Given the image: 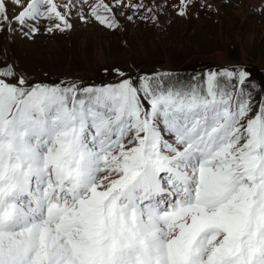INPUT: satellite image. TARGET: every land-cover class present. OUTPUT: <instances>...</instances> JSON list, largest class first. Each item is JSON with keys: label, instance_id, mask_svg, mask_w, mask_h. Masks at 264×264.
<instances>
[{"label": "rangeland", "instance_id": "1", "mask_svg": "<svg viewBox=\"0 0 264 264\" xmlns=\"http://www.w3.org/2000/svg\"><path fill=\"white\" fill-rule=\"evenodd\" d=\"M21 1L0 0V130L3 124V116L6 112L18 115L25 110L27 104L35 103L40 98L49 97L54 104H63L64 107L62 109L65 111L66 98L74 95L75 92H72L74 87L78 88L73 82L67 81L65 78L71 77V74H78L79 77H82L83 79L80 80V83L87 89L85 93L81 89H77L78 95H88L99 104V90L105 89L109 90L117 99L125 98V102L131 103L136 108V90L140 92L147 102L157 98V84L164 75L162 72L147 71L140 73L137 79L139 81L144 80L145 83L142 86L139 84L137 88L132 84L124 83L123 81H127V78H122L119 82H99L96 80L111 79L112 74L108 70L110 68L138 66L141 68L140 70L135 68L137 69L136 71H142L145 69L144 66H153L159 63L163 64L162 66H167L191 60L212 61L221 64L249 61L264 68V11L262 10L264 9V0H248L247 3H244L240 12L234 10L238 7V0H221V5L218 6L217 12L209 6L211 3H206L205 0L196 7L191 5L176 7L175 4V6L169 8H166L162 2L151 1L148 4H138L136 0H126L128 6H119V0H115L113 2L110 1L112 6L110 11L103 10L106 12L105 14H103L102 8L98 9L99 15L103 14L102 18L96 17L95 20H92L90 14L78 9L76 12L66 14L72 16V24L68 28L58 23L59 21L55 15L43 18V15L39 16L40 13L38 12L36 13L37 17H35V13L31 15L22 14L21 3L23 1ZM141 1L143 2V0ZM59 6L61 7V5ZM140 100L144 105L145 102L142 97ZM48 103H43L39 107L33 106L30 109L27 119L23 122L25 133L26 129L31 127L29 120L32 111H38V115H45L44 117H51L50 114L55 115L57 109L54 107H57L58 104L51 105L49 103V108ZM47 107L50 111V113L49 111L47 112L48 114L43 112L44 108ZM217 113L221 114L219 111ZM153 115L154 113L148 109L146 117L149 121L153 119ZM62 116L58 117L57 121H60ZM226 117L231 118L234 125L236 124V127L234 126L236 129L238 128L239 131L246 133L248 123L246 124L243 120H237L230 113H227ZM226 117L224 116V118ZM7 119L5 120V126H7ZM52 119L55 122V126L56 119L55 117H52ZM213 121L214 119L210 123H213ZM125 126L123 124V127ZM56 128L55 132L61 131L59 127ZM61 132L65 137V132ZM57 134L62 137L60 132H57L55 136ZM113 135L110 142L111 150H114L117 146V142H115L117 137ZM138 138L142 140V134H138L137 140ZM19 142L20 138L16 140L14 146L22 149ZM2 143L3 137L0 138V146ZM227 143L230 144L228 146L233 148L225 150L227 152L225 157L231 164L232 152L239 145L236 141ZM58 146L61 145L57 143ZM54 147L56 146L54 145ZM77 147L79 149H76ZM260 147L262 162L256 173L252 175V178L254 179V186L264 191V175L261 173V170L264 171V139L260 140ZM65 151L66 153L69 152L67 145L64 147L63 153ZM73 151H76V154L79 152V157L85 163L95 164V169L98 168L100 170L98 175L94 173L93 183H97V176L103 174V170L106 169L104 164L101 167L98 165L100 159L94 155L96 152L85 151L79 143H75L71 153ZM83 152L91 154L89 156L90 159L84 158ZM124 154L130 155V160L136 157L135 151L126 145L123 147L119 146L113 157H106V160L113 162L117 166L124 165L123 167H126L125 160L122 159L125 156ZM218 155L220 156V154ZM15 156L16 154L10 151V159H13V162L16 161ZM26 157L21 158L25 160ZM220 159H224V157L222 156ZM48 166L40 172L41 175L47 172ZM72 168L75 174L78 175V165L76 169L75 162H73ZM25 169L21 170L15 179L25 171L29 173L27 165ZM116 171L113 170L112 173ZM217 173L219 172L215 174L217 175ZM35 178L38 180L37 177ZM42 181L43 184L41 185H44V180ZM136 184L134 183L133 185ZM136 186L140 188V186ZM45 191L49 192L46 189ZM13 192L14 188L10 192V197L5 195L4 198L10 199L13 196ZM1 194L2 185L0 184V197ZM98 198L96 197V199ZM50 203L52 206L53 200ZM15 205L0 203V210L7 209L4 213L8 215L10 209ZM56 209L49 216L46 214V217H49L51 221H56V218L53 219L57 213ZM22 210H25L24 207ZM74 212L77 211L74 210ZM105 212L107 214L112 213L111 210L107 209H105ZM80 213L82 212L79 211L78 214ZM213 217L215 218L216 215L212 214L209 219H205L206 222ZM218 217V226L225 229L226 225L220 221L219 215ZM81 218L85 219L86 217L81 216ZM184 222L186 225H189L188 222L190 223L189 227H185L183 230V233L188 235L182 237V245L184 249H188L193 244V237L198 231L195 227H192L190 219L186 218ZM105 223L118 233L119 241L124 244L119 251L112 250L108 245V253L111 257L108 264H141L142 256L138 249L140 245L138 240L128 234L121 233V228L115 222L110 221L109 218L105 219ZM230 223L231 221L228 222V224ZM174 228L172 227V230ZM77 229L81 230L80 227ZM93 229L94 234H96L94 226ZM172 230L164 233H172ZM212 230L210 227L201 229L198 235L199 238L201 240L212 238L210 236ZM14 231L19 232L17 227L14 228ZM91 231L92 229L89 227V232ZM175 234L177 235V233ZM167 236L169 237V235ZM223 239H219V241ZM29 240L32 241L29 243ZM45 240L44 238L40 240L38 234L36 238V234L33 233L28 240L23 243H17L15 251L11 250L10 252L11 247H8V244L0 238V264L102 263L97 258L100 250L98 247L96 248V245L93 248L94 251L90 250V255H88L85 251L79 254L75 250L79 245H68L61 249V246L54 244V241L49 243L48 240ZM80 240V242H83L80 245L85 246L88 244L84 234L83 236L81 234ZM172 240L175 241L176 239L172 237ZM196 240L200 242V240L195 239V243ZM2 243L4 244L2 245ZM41 249L45 251V254L39 252ZM60 250L63 252L61 256L71 252L70 255L74 258H71L68 262L65 260L58 262L56 253ZM9 252L12 255H9ZM20 253L21 255L17 256ZM94 256H96V260H91ZM229 256L236 258V254H233V251ZM220 262L223 263V260H220ZM220 262L217 263L221 264Z\"/></svg>", "mask_w": 264, "mask_h": 264}, {"label": "bare ground", "instance_id": "2", "mask_svg": "<svg viewBox=\"0 0 264 264\" xmlns=\"http://www.w3.org/2000/svg\"><path fill=\"white\" fill-rule=\"evenodd\" d=\"M22 1H21L22 2L21 8H23L22 14L26 15V14H32V13L38 12L40 13L39 16L43 15L42 16L43 18L51 17V15H55V17H57V20L59 21L57 22L67 28L69 27V25L72 24V21H71L72 16H69L66 14L68 13L70 14L71 12H76L77 9L86 13V11L89 8H91V5L96 4V2H100L103 7L108 6V4L106 3V0H90L92 3L86 2L85 4H82L83 3L82 0H40L41 6L36 4L37 3L36 0H22ZM108 1L113 2L115 0H108ZM136 1L138 2V4L139 3L148 4L151 1L162 2L166 8H169V7L175 6V4H176V7L177 6L186 7L188 5L196 7L203 0H196V1L194 0H171V1L169 0H143V2L141 0H136ZM205 2L211 3L209 6L212 7L215 12H217L218 6L221 5L220 4L221 0H205ZM247 2L248 0H238V7L234 10L237 12H240L243 9L244 3H247ZM59 5H61V7ZM118 5L128 6V3L126 0H119ZM262 10L264 11V9ZM184 13H185V9H184ZM48 111H49L48 107L44 108L43 110L44 113H47ZM44 116L38 115V111L36 112L32 111L30 114L31 118L29 121H30L31 127H28V129H26V133L24 135V140H23L24 142L22 144L23 149L28 153L27 166L29 167V173L25 171L24 173H22L19 177L15 179L16 185L14 187V192L12 193L14 197H16V193L18 191H23V194L28 192V194H33L32 198H38L36 192L32 191L30 188L27 187L28 176H30V173H32L31 175H34L35 177H37L38 180L41 181V184H43V181H42L43 177L40 174V172L43 171L45 167L50 165L51 161L56 160L61 155L63 137H59L58 134L55 136L56 128L54 126L55 124L54 120L52 119V123H51L50 122L51 117H44ZM49 140L52 141L51 147H47L46 151L40 152L39 151L40 146H42L43 144H45V142ZM138 141L142 142L141 138H138ZM196 142L197 140L195 139L193 143H196ZM57 143H59V145L61 146L57 147ZM54 145L56 147H54ZM228 145L230 144L225 143L223 147L219 148V150L217 151V153L220 154L219 158H221L222 156L225 158V155H226L225 153H227L225 150L233 149L231 148V146H228ZM51 148H54V149H51ZM76 149H79V148L77 147ZM93 152H96V150H94ZM156 153L157 155H160L158 152ZM78 154H76V151H73L71 153L72 157L75 158L77 161L78 174L80 176L79 178L89 184L91 191L95 195L96 194L107 195L111 197L113 201H115V199L117 198L116 193L120 190L121 183L124 178V174L132 167V164L136 160V157L135 158L133 157V159L130 160L131 158L130 155L128 156L124 154L125 156H123L122 159L125 160L126 167H123L124 165L117 166L113 162L106 160L105 156H102L103 159H100V160L105 162L104 166L106 170H103L104 173L97 176V183H93L94 173H96L95 164H92L90 162L85 163L79 157ZM82 155L85 156L84 158L90 159L89 156L91 154H89L88 152H83ZM97 162H98V159H97ZM61 169L62 168L58 167L57 171L59 172ZM113 170H117V171L115 173H112ZM215 173L216 171H209L208 173H205V178L200 181L202 183V186L195 193V196L193 197L194 199L190 204H187L184 206L179 205L176 208V211H173L169 215L161 216V217H165L169 219L166 225L164 226L161 225L159 221L155 219V214L152 212L151 209H147V213L145 216L148 219H153L157 222V230L161 233L165 232V229L169 227L170 225L175 226L174 222L171 219L172 215L177 214V213H182L185 211L189 212L195 225L197 227H200L202 223L206 222L205 219L210 218V216H208L204 212V209L202 207L203 200L207 199L211 193L218 190L225 183L223 175L219 176L218 175L219 173H217L218 175L217 176ZM147 183L151 184V181L147 180ZM136 185L140 186V188L142 187V185L139 183H137ZM136 185L131 186L130 190L126 189L125 192L128 193L129 191H131L132 197H133L134 196L133 192L138 189ZM143 187L150 188V186L147 184ZM18 198L20 199L21 197L19 196ZM50 201H52V199ZM48 203L49 202L47 201L46 205H48ZM132 203L133 205L136 206V204L131 199L127 198V204L131 205ZM54 206L56 205L53 203V207ZM55 208H57L56 210H59L57 206V207H54L53 211L55 210ZM37 209H39V207H37ZM121 209L123 210V208ZM74 210H76L77 212H74ZM59 211H60L59 214L55 217L56 221H51L49 217L47 218L46 216L45 217L39 216L37 218L36 213H40L38 210L32 213L31 210H22V208H20L17 205L13 206L12 209H10L8 215H6L3 212L1 216V210H0V238L3 242L7 243L8 247H11L13 251H15L16 249L15 245L17 243H23L24 241L28 240L31 234L33 233L36 234V238L38 234L40 236V240L44 238L48 240L49 243H52L53 240H56L60 244H63V245L69 244L72 246L80 245L81 243H83V242H80L83 239L82 238L80 240L81 234L83 236V233L81 232V230L77 228L80 227L81 221L89 222L86 218L85 219L81 218V216L86 215V212H84L85 211L84 207L81 205L72 204L70 206H66L64 208V212H62L61 210ZM79 211L82 213L78 214ZM51 212L52 211L48 212L47 215L49 216ZM67 214H73L77 218L72 217L71 221L66 220V219H70L68 218ZM227 218L228 217H226V215L221 217L223 224L226 226L228 225V222H229L228 220L229 218L228 219ZM37 220H40V221H37ZM133 222L135 224L133 226L135 230L138 229L140 232H144L143 234L144 237L141 236L142 238H145L147 237L148 234H150V232H146L145 222H142L141 220L137 218H135ZM92 224L94 226L93 221H92ZM15 227H17L19 232L14 231ZM201 229L202 228H200V230ZM175 233H176V227L174 228L173 233L170 232L167 234L169 235L168 238L152 240L151 242L153 244L150 247H144L145 249H149L153 253L150 256L149 255L146 256V259L149 260L148 261L149 263L174 264V257H176L175 252L177 251V245H176V242L172 240V237H174L175 239L177 238V235ZM210 236H213V233H211ZM214 242L215 241L212 240L210 242L204 243L205 245L209 246V249H208L209 255L202 260V264H217V262H220V260H223V263L220 262L221 264H226V260L223 257V251L226 250L225 244H227V241L223 239L222 241H218V243H214ZM198 243L199 242L196 240L195 244L198 245ZM3 244L4 243H2V245ZM260 251H264V238L262 240ZM39 252H43L45 254V251L43 249H41ZM51 252L53 253V251ZM259 264H264V260H261Z\"/></svg>", "mask_w": 264, "mask_h": 264}]
</instances>
